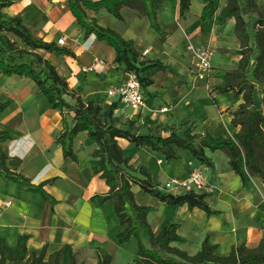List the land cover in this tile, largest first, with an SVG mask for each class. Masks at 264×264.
<instances>
[{
	"label": "crops",
	"instance_id": "0c3cea01",
	"mask_svg": "<svg viewBox=\"0 0 264 264\" xmlns=\"http://www.w3.org/2000/svg\"><path fill=\"white\" fill-rule=\"evenodd\" d=\"M191 3L186 18H180L179 0H168L161 5L158 21L168 33L167 41L161 43L163 46L148 17L136 9L123 7V20L106 9L88 10V13L101 25L134 40L141 54L148 50L144 58L159 59L177 71L174 74L159 68L150 70L148 75L154 84L145 91L146 105L134 110L119 103V115L124 119L141 115V122L154 127L189 119L195 123V132L209 130L214 135L230 137L240 129L232 124V112L243 102V97L237 98L233 92H214L215 85L220 83L218 79L203 82L194 79L189 44L210 46L215 50L214 72L237 67L241 56L236 52L239 42L234 32L235 19L224 25L218 24L217 16L204 22L201 19L203 0ZM242 3L245 6L243 0ZM4 11L22 17L36 37L55 42L65 38V45L76 52V58L41 52L68 79L71 88L105 106L118 100L117 96H110L109 91L126 81L125 65L115 62L113 47L97 39L95 34L85 38L68 0H14ZM152 43L162 52H154ZM87 57L89 62L84 61ZM5 91L8 93L4 94ZM0 101H10V105L0 111V128L14 136L3 143L9 155L8 166L35 184L57 178L45 188L59 200L52 206L41 194L0 176V238L14 248L20 234H30L29 252L40 253L48 245V256L62 249L61 264H69L72 252L79 264H97L99 251L111 253L113 264H136L140 258L137 244L131 245L128 251L126 244H120L117 239L123 227L119 225L113 202L109 200L99 205L92 199L97 194L107 193L109 186L100 177L96 159L91 155L96 144L88 138L87 132L79 133L74 140L79 158L76 163L71 158L66 159L62 146L56 143L64 129L62 115L50 108L47 97L34 81L18 75L6 76L0 71ZM68 121L73 127V114H68ZM119 142L134 164L145 165L162 187L171 177H185L195 169L204 170L207 199L212 208L222 211L221 215H208L200 208L190 210L187 205L170 207L134 185L137 201L156 208L148 216L155 233L167 220L180 223L178 232L185 240L172 245L190 254L201 249L206 237L211 244L218 245L216 252L220 255L229 254L233 245L244 242L250 247L259 245L264 235V184L260 176L247 172L243 156L240 166L246 173L247 187L232 170L222 150L207 151L215 162L213 169L201 164L188 150L179 149L180 158L168 161L162 153L132 148L126 139L120 138Z\"/></svg>",
	"mask_w": 264,
	"mask_h": 264
},
{
	"label": "trees",
	"instance_id": "16d2710c",
	"mask_svg": "<svg viewBox=\"0 0 264 264\" xmlns=\"http://www.w3.org/2000/svg\"><path fill=\"white\" fill-rule=\"evenodd\" d=\"M166 1L68 0V4L78 24L84 29L85 38L95 34L97 39L112 46L115 62L124 64V71L135 72L146 91L154 84L148 75L150 70L159 68L176 74L174 66L159 59L144 58L134 40L126 39L115 29L101 25L88 10L106 9L123 20V7L136 9L148 17L151 27L164 44L168 33L158 21V11ZM191 1L179 0L180 18H186L190 12ZM243 1L245 6L242 0H203L201 13L204 22L217 16L219 25L235 19L234 32L239 42L236 52L241 58L237 67L214 72L216 79L220 80L214 92H233L235 97H243V102L232 112V124L240 129L233 136L226 137L214 135L209 130L204 133L195 132V123L189 119L165 126H149L147 122H141V115L125 119L116 115L115 109L119 107V102L105 106L93 97L84 98L70 87L68 79L41 51L74 58L77 57L76 52L66 45L34 36L22 17L4 11L14 4V0H0V71L6 76L18 75L34 81L47 97L50 108L60 112L64 129L57 136L56 143L62 146L66 159L79 162L74 150V140L79 133L87 132L88 138L96 144L91 155L96 159L100 177L109 186V191L97 194L92 199L99 205L109 200L113 202L119 225L123 227L117 235L119 243L125 244L132 237L137 240L140 258L136 264H264V235L256 247H250L244 242L233 245L229 254L220 255L216 252L218 245L211 244L208 237L195 254L173 246L174 242L185 240L178 232L181 224L176 221L167 220L161 230L155 233L148 216L156 208L137 201L134 185H139L146 193L166 205H187L190 210L200 208L208 215H221L222 211L212 208L206 192L175 194L163 189L145 165L134 164L132 157L124 153L119 142L120 138L126 139L140 149L162 153L168 161L180 158L179 149L188 150L201 164L213 169L215 162L207 151L222 150L227 154L232 170L247 187L246 173L240 166V158L243 156L247 172L251 176H260L264 184V1ZM9 105L10 101H0V111ZM68 114H73L75 119L73 127L68 121ZM9 139H14V136L0 128V176L23 189L41 194L55 206L59 200L45 186L57 178L35 184L23 173L12 170L7 164L9 155L3 148V143ZM30 238V234H20L14 248L4 238H0V264H61L62 249L48 256V245L40 253L29 252ZM69 264H79L74 252L70 255ZM97 264H113V255L99 251Z\"/></svg>",
	"mask_w": 264,
	"mask_h": 264
},
{
	"label": "built area",
	"instance_id": "2783aa9c",
	"mask_svg": "<svg viewBox=\"0 0 264 264\" xmlns=\"http://www.w3.org/2000/svg\"><path fill=\"white\" fill-rule=\"evenodd\" d=\"M60 45H65V38H60L57 41ZM189 50L193 53L192 73L194 79L200 81L209 80L214 74L213 58L215 50L210 47H196L189 44ZM148 53V50L142 52L143 56ZM126 81L118 88L109 91L110 96H117L116 102L121 103L125 107L139 110L146 105V94L142 86L139 76L133 71H124ZM120 108L115 109V114L119 115ZM163 189L175 194H182L190 191L198 193L207 190V179L202 169H195L185 177H171L163 185Z\"/></svg>",
	"mask_w": 264,
	"mask_h": 264
},
{
	"label": "rangeland",
	"instance_id": "374dc122",
	"mask_svg": "<svg viewBox=\"0 0 264 264\" xmlns=\"http://www.w3.org/2000/svg\"><path fill=\"white\" fill-rule=\"evenodd\" d=\"M100 41H102V40H100ZM105 42V41H104ZM106 43V42H105ZM162 42L160 41V44H161ZM163 44V43H162ZM161 44V45H162ZM163 46V45H162ZM152 47H153V51L154 52H156V51H158V50H160L161 52H162V50L157 46V45H154L153 43H152ZM186 49H187V46H186ZM144 57V56H143ZM174 58H176L175 56H174ZM89 60H90V58L89 57H87V58H85L84 59V61H86V62H89ZM175 63H176V65H178L179 67L181 66V64L179 63V62H177V61H174ZM191 70H192V68H191ZM210 79H213V80H216V74L214 73L213 75H212V77L210 78ZM198 81H200V80H198ZM200 82H203V81H200ZM9 83H11V81H9ZM8 87V86H7ZM8 91V90H7ZM7 91H5L4 92V94H6V92ZM8 93V92H7ZM105 104V103H104ZM131 144V147L132 148H134V147H136V146H134L132 143H130ZM129 156V155H128ZM147 161H149V159L147 160ZM147 163V162H146ZM170 207H173V206H170ZM134 238L135 237H132L131 239H130V241H128V242H126L125 244H126V250H128V251H131V245H136L137 244V241L135 242V240H134ZM134 240V242H132ZM137 246V245H136ZM131 247V248H130Z\"/></svg>",
	"mask_w": 264,
	"mask_h": 264
}]
</instances>
